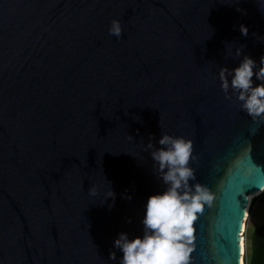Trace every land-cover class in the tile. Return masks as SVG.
<instances>
[{"label": "water", "instance_id": "1", "mask_svg": "<svg viewBox=\"0 0 264 264\" xmlns=\"http://www.w3.org/2000/svg\"><path fill=\"white\" fill-rule=\"evenodd\" d=\"M237 49L264 56V0H0V264H116L113 240L141 236L166 190L161 134L192 142L190 183L213 197L187 264H241L264 118L221 89Z\"/></svg>", "mask_w": 264, "mask_h": 264}, {"label": "clouds", "instance_id": "2", "mask_svg": "<svg viewBox=\"0 0 264 264\" xmlns=\"http://www.w3.org/2000/svg\"><path fill=\"white\" fill-rule=\"evenodd\" d=\"M239 32L242 37L248 36L243 24ZM121 34L120 22L113 20L109 35L119 39ZM236 55L242 57L237 66L219 73L221 89L225 93L231 89L241 110L256 121L264 118V56L257 62L243 55L241 49ZM157 145L150 143L147 147L166 190L148 196L144 203L141 236L130 239L127 233H119L113 240L115 251L109 252L108 259L116 264H187L191 252L187 245L192 242L189 223L202 204L213 198L205 186L190 183L195 180V172L189 166L193 153L190 140L161 134ZM125 198L131 200V196ZM107 200L113 202L108 206L111 210L115 202L112 190L106 195ZM116 251L121 253L119 257Z\"/></svg>", "mask_w": 264, "mask_h": 264}, {"label": "trees", "instance_id": "3", "mask_svg": "<svg viewBox=\"0 0 264 264\" xmlns=\"http://www.w3.org/2000/svg\"><path fill=\"white\" fill-rule=\"evenodd\" d=\"M246 264H264V224L247 231Z\"/></svg>", "mask_w": 264, "mask_h": 264}, {"label": "crops", "instance_id": "4", "mask_svg": "<svg viewBox=\"0 0 264 264\" xmlns=\"http://www.w3.org/2000/svg\"><path fill=\"white\" fill-rule=\"evenodd\" d=\"M261 224H264V192L255 197L251 203L246 226V238L247 231L250 228L257 227Z\"/></svg>", "mask_w": 264, "mask_h": 264}, {"label": "bare ground", "instance_id": "5", "mask_svg": "<svg viewBox=\"0 0 264 264\" xmlns=\"http://www.w3.org/2000/svg\"><path fill=\"white\" fill-rule=\"evenodd\" d=\"M264 191V187L262 189H260L258 192L254 193V194H251L248 198V203L246 205V213H245V216H244V219L247 218V212H248V209H249V206H250V203H252V200L255 196H258L261 192ZM245 229V222L243 223L242 225V231ZM241 241H242V245H241V264H243V252H244V243H243V238H241Z\"/></svg>", "mask_w": 264, "mask_h": 264}, {"label": "built area", "instance_id": "6", "mask_svg": "<svg viewBox=\"0 0 264 264\" xmlns=\"http://www.w3.org/2000/svg\"><path fill=\"white\" fill-rule=\"evenodd\" d=\"M257 197V196H256ZM255 198V197H254ZM253 198V199H254ZM253 201V200H252ZM250 206H251V204H250ZM250 206H249V209H250ZM249 209H248V212H247V218H248V216H249ZM247 218L246 219H244V222H245V229H244V231H242L241 232V235H242V238H243V243H244V252H243V264H246V236H245V234H246V221H247Z\"/></svg>", "mask_w": 264, "mask_h": 264}, {"label": "snow or ice", "instance_id": "7", "mask_svg": "<svg viewBox=\"0 0 264 264\" xmlns=\"http://www.w3.org/2000/svg\"><path fill=\"white\" fill-rule=\"evenodd\" d=\"M202 209H200L199 211H197V213H201ZM197 219V217L195 216L194 219L192 221H190L189 223V228H190V232L189 235L192 237L193 236V222ZM241 245H242V241H241Z\"/></svg>", "mask_w": 264, "mask_h": 264}, {"label": "rangeland", "instance_id": "8", "mask_svg": "<svg viewBox=\"0 0 264 264\" xmlns=\"http://www.w3.org/2000/svg\"><path fill=\"white\" fill-rule=\"evenodd\" d=\"M262 193H263V192H261L260 194H262ZM260 194H259V195H260ZM255 197H256V196H255ZM250 204H251V203H250ZM247 222H248V218H247V221H246V226H247ZM243 231H244V230H243ZM245 236H246V234H245Z\"/></svg>", "mask_w": 264, "mask_h": 264}]
</instances>
